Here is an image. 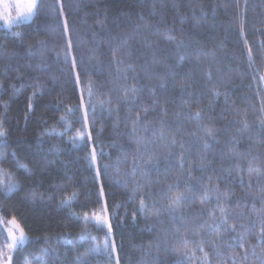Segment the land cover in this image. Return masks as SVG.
<instances>
[{
    "label": "trees",
    "instance_id": "trees-1",
    "mask_svg": "<svg viewBox=\"0 0 264 264\" xmlns=\"http://www.w3.org/2000/svg\"><path fill=\"white\" fill-rule=\"evenodd\" d=\"M263 73L264 0H39L0 28L11 264H264ZM104 202L111 232L84 222Z\"/></svg>",
    "mask_w": 264,
    "mask_h": 264
},
{
    "label": "snow or ice",
    "instance_id": "snow-or-ice-1",
    "mask_svg": "<svg viewBox=\"0 0 264 264\" xmlns=\"http://www.w3.org/2000/svg\"><path fill=\"white\" fill-rule=\"evenodd\" d=\"M38 9V0H30V2L27 5V10L26 13L25 12H21L18 14L17 20L13 21L11 18H7L6 19V24L9 28H11L13 26L14 23H18L20 18L23 17L24 19H27L28 17H31L32 15L35 14V11ZM65 30H67V21H65ZM169 39H174V37L169 36ZM67 46L70 49L71 48V39L68 38L67 40ZM249 57H251V49H249ZM66 59H68V57L66 56ZM71 63L73 66H75L76 61H75V57H71ZM131 67V66H130ZM261 79H264V77H261ZM91 98V86H89V99ZM92 113L93 115H95V106H92ZM88 110L85 109L83 112V116H82V122L85 125V131L80 135V140L83 141L84 137L87 136L89 137V139L91 138V133L88 130ZM195 118L196 119H200V113L197 112L195 114ZM262 124H264V120L261 121ZM246 127V125H245ZM208 135L212 136L213 132L211 129L207 130ZM7 133L6 130L4 129L3 125L0 124V140H3L6 137ZM96 150L95 148L92 149L91 155L89 157V165L90 166H96L97 161H96ZM20 167L25 168V170H27V167L23 164L20 165ZM108 166L105 165V168H107ZM97 172H99V168L97 166ZM0 174H3V170L0 169ZM18 188L17 183L14 180H9V182L5 185L4 182L2 180H0V191L4 192L5 195H10L13 191H15ZM103 195V189L101 188V196ZM185 199V197H177V199L173 202V208L172 211L173 212H178L180 209V203L181 200ZM62 206L65 205H70V201L68 200H64L61 202ZM102 207V212L100 215H94L92 217H88L87 215H85L84 217V222L88 223V222H93L94 224H96L97 227H107L109 232H111V222L110 219L106 217L105 215V211H106V202L102 203L101 205ZM144 203L143 201H141V208L143 209ZM213 219H215V217H213ZM221 222L222 223H227V217L223 214V210H222V215H221ZM9 223H11L12 225L15 226V229L12 230L10 229L8 232V236L6 237V239L10 240V243L8 244L9 248L12 249H16L18 246H22L25 241L27 240V236L23 230L22 227H20L17 222L15 221V218H13ZM255 225H253L254 227ZM18 232V235L16 234ZM241 241L243 240V236H241ZM81 241H83V237H81ZM260 244L264 245V224L261 225V232H260V236H259V241ZM93 246H94V250L98 253L101 249L100 246L96 244L95 240L93 239ZM111 247L114 248V242H111ZM109 248H110V240L106 239L104 241V245H103V250L104 252L107 254L109 252ZM201 251H203V249H201ZM44 254L47 255L49 253V249L45 248L43 250ZM3 257V253L0 252V258ZM7 264H11V256H8L7 258ZM205 259H207V254H205ZM36 261L37 264H45V261L43 259L42 256H38L36 257ZM25 264H32V261L26 260Z\"/></svg>",
    "mask_w": 264,
    "mask_h": 264
},
{
    "label": "rangeland",
    "instance_id": "rangeland-1",
    "mask_svg": "<svg viewBox=\"0 0 264 264\" xmlns=\"http://www.w3.org/2000/svg\"><path fill=\"white\" fill-rule=\"evenodd\" d=\"M29 2H30V0H0V28L9 29V27L6 24V19L11 18L13 21H16L19 13H21V12L26 13L27 5ZM38 2H39V0H38ZM34 15H32L31 17H28L27 19H24L23 17H21L19 22L14 23L12 27L19 25V24L30 22L33 19ZM262 77H264V73L262 74ZM261 80H262V83L264 86V79H261ZM8 182L9 181H7V179H6L5 185ZM100 214H98V215H100ZM105 215L108 218L106 213H105ZM90 223H92L93 225L96 226V224H94L93 222L90 221ZM103 228H105V229H107V231H109L107 227H103ZM10 229L14 230L15 226L12 225L11 223L4 224L0 221V252L3 253V257L0 258V264H7L6 258L8 256H11V258H12V255L15 251V249L8 247L10 240L6 239ZM16 234L18 235V232ZM27 242H28V238L23 245H25ZM109 251L114 252V248L111 247V242H110Z\"/></svg>",
    "mask_w": 264,
    "mask_h": 264
}]
</instances>
